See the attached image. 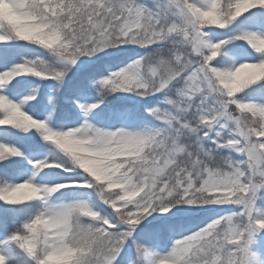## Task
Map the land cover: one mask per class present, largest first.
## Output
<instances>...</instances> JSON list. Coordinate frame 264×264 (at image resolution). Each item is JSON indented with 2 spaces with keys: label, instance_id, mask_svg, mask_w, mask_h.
I'll use <instances>...</instances> for the list:
<instances>
[{
  "label": "snow or ice",
  "instance_id": "6c2138e0",
  "mask_svg": "<svg viewBox=\"0 0 264 264\" xmlns=\"http://www.w3.org/2000/svg\"><path fill=\"white\" fill-rule=\"evenodd\" d=\"M257 200L264 0H0V264H264Z\"/></svg>",
  "mask_w": 264,
  "mask_h": 264
},
{
  "label": "rangeland",
  "instance_id": "374dc122",
  "mask_svg": "<svg viewBox=\"0 0 264 264\" xmlns=\"http://www.w3.org/2000/svg\"><path fill=\"white\" fill-rule=\"evenodd\" d=\"M90 102V101H89ZM258 205H260V206H264V201H262V200H257V202H256ZM262 235H264V233H262ZM262 258H264V254H262Z\"/></svg>",
  "mask_w": 264,
  "mask_h": 264
},
{
  "label": "clouds",
  "instance_id": "9594fccd",
  "mask_svg": "<svg viewBox=\"0 0 264 264\" xmlns=\"http://www.w3.org/2000/svg\"><path fill=\"white\" fill-rule=\"evenodd\" d=\"M6 10V9H5Z\"/></svg>",
  "mask_w": 264,
  "mask_h": 264
}]
</instances>
